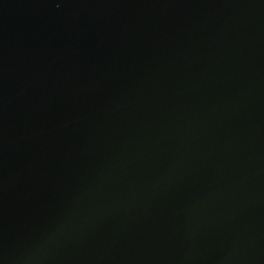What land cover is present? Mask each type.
I'll list each match as a JSON object with an SVG mask.
<instances>
[{
    "label": "water",
    "instance_id": "water-1",
    "mask_svg": "<svg viewBox=\"0 0 264 264\" xmlns=\"http://www.w3.org/2000/svg\"><path fill=\"white\" fill-rule=\"evenodd\" d=\"M0 264H264V0H0Z\"/></svg>",
    "mask_w": 264,
    "mask_h": 264
}]
</instances>
